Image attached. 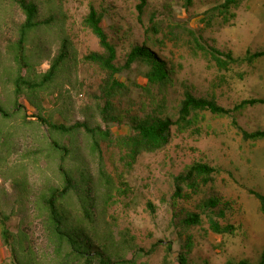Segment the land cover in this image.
Returning <instances> with one entry per match:
<instances>
[{
	"label": "trees",
	"instance_id": "1",
	"mask_svg": "<svg viewBox=\"0 0 264 264\" xmlns=\"http://www.w3.org/2000/svg\"><path fill=\"white\" fill-rule=\"evenodd\" d=\"M192 1L187 3L192 5ZM244 1L223 0L211 12H216L226 25L235 20V12ZM65 3L66 0H0V176L10 183L13 191V194L6 189L0 191V240L10 252L11 264H145L140 261L157 246L151 249L140 246L129 228L117 231V219L110 209L120 192L121 175L114 176L105 151H112L123 170L130 171L142 154L155 153L167 145L172 127L176 126L181 133L191 128L198 130L202 112L231 117L245 141L264 140V131L247 132L235 118L241 110L264 104V100H243L227 109L214 96L197 97L186 91L178 118L173 120L166 115L165 97L158 100L152 92L156 87L164 92L173 80L174 72L167 68L166 61L157 53L159 50L154 45L127 41L128 35L120 26L112 27V33L108 34L102 26L106 11L90 5L83 26L97 37L103 52L81 56L67 28ZM145 4L141 0L140 13ZM194 42V50L213 53L221 70H227L230 64L252 65L264 58L263 50L249 49L243 57L234 58L231 53L209 51L197 39ZM45 62L49 68L42 71ZM84 63L97 66L104 77L98 92L90 95L91 104L81 108L82 120H75L72 92L66 85L73 82L71 86L77 90ZM135 64L148 67L141 89L152 104L156 103L152 111L141 116L120 113L115 105L117 98L130 92L120 76L131 71ZM79 87L84 88V83ZM28 109L33 114L28 115ZM113 126L128 128V133L115 135ZM35 129L39 146L25 150V155L13 163L19 135ZM84 146L95 159L96 174L86 163ZM32 155L35 157L31 158ZM39 162L45 164V168H39L41 178L45 169L51 173L37 188L31 167ZM112 164L116 167V163ZM219 173V167L206 162L187 166L174 178L173 199L191 200L202 187L212 185ZM252 194L261 201L264 212V197ZM10 196L12 201L4 204ZM28 205L33 206L43 225L50 262L37 254L23 223L16 231L11 229L12 218ZM148 207L155 213L151 204ZM232 211L230 201L213 194L200 201L197 212L187 213L181 226L185 229L201 226L205 217L212 233L234 236L241 228L221 222ZM188 245L184 247L187 251L178 254V264H192ZM168 256L164 264H170ZM237 264L249 262L241 260ZM258 264H264V254Z\"/></svg>",
	"mask_w": 264,
	"mask_h": 264
},
{
	"label": "rangeland",
	"instance_id": "2",
	"mask_svg": "<svg viewBox=\"0 0 264 264\" xmlns=\"http://www.w3.org/2000/svg\"><path fill=\"white\" fill-rule=\"evenodd\" d=\"M145 1L140 13L141 0H66L67 28L80 55L103 52L97 37L83 26L90 5H94L106 11L102 26L108 34L112 33V27L120 26L128 35L127 41L149 47L154 45L159 50L157 53L166 61L167 68L174 72L173 80L164 92H159L157 87L152 92L158 100L165 97L166 115L173 120L178 118L186 91L197 97L214 96L218 104L227 109L243 100H264V58L252 65L230 64L227 70H221L213 53L193 49L196 46L194 39H197L209 51L231 53L234 58L243 57L249 49L264 51V0H245L235 12V20L226 25L216 12H211L223 0H193L192 5L187 0ZM48 68L45 62L41 70ZM147 71V66L135 64L131 71L120 76L130 90L128 96L115 101L120 113L141 116L153 110L156 103L152 104L141 89ZM78 77L77 90H73V82L66 88L72 92L75 120H82L81 108L91 104L90 95L98 92L104 73L97 66L84 63ZM81 83H84L82 89ZM27 114L31 115L33 111L28 109ZM199 118L198 130L191 128L181 133L176 126L172 127L167 145L155 153L142 154L130 171L123 170L112 151H105L110 170L116 177L121 175L118 177L120 192L110 214L117 219V231L129 228L140 246L146 249L157 246L140 263L164 264L169 254L170 264H178V254L191 242L188 246L191 247L189 259L192 264H237L241 260L258 264L264 254V212L261 201L252 192L264 197V140L245 141L229 116L202 112ZM235 118L247 132L264 131V104L249 106ZM112 130L115 135L128 133L125 127L113 126ZM35 132L36 129L19 135L13 163L25 155V150L39 146ZM84 157L96 174L95 159L85 146ZM195 162L219 167L220 173L215 175L212 185L202 187L191 200H174V178ZM40 167L45 168V164L39 162L31 167L37 188L51 173L45 169V176L41 178ZM3 189L13 194L10 183L0 176V191ZM213 194L232 203L233 211L221 222L240 227L237 235L212 233L205 217L201 226L190 229L181 226L186 214L197 212L200 201ZM9 199L12 201V196L3 203L8 204ZM148 204L155 208V213ZM20 223L27 229L37 254L50 262L51 253L43 225L32 205L12 218L11 229L16 231ZM168 247L171 248L169 252ZM0 264H11L10 252L1 240Z\"/></svg>",
	"mask_w": 264,
	"mask_h": 264
}]
</instances>
